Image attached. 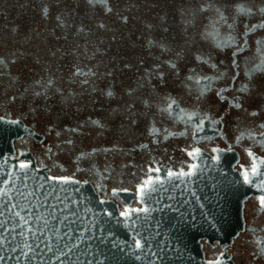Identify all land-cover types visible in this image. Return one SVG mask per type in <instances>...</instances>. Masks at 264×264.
Masks as SVG:
<instances>
[{
    "label": "snow or ice",
    "instance_id": "6c2138e0",
    "mask_svg": "<svg viewBox=\"0 0 264 264\" xmlns=\"http://www.w3.org/2000/svg\"><path fill=\"white\" fill-rule=\"evenodd\" d=\"M85 2L89 10L85 17L87 23L84 20L76 23L78 12L68 6L53 17L54 24L50 34L57 40H68V30L73 27L75 31L71 32V35L82 37L84 40L83 46L78 40L73 42L71 53L76 57V62L72 64L67 81L52 72L51 62L42 61L37 53L34 63L41 65L43 75L26 83L23 92L17 89L8 95L5 91L8 102L14 104L17 99L23 100L29 96L33 100L43 98L44 101H49L58 96L62 105L75 103L79 108L80 100L77 98L87 95L88 103L93 105L101 100L111 104V101L117 98L116 88L121 83L119 77L135 68L136 86L123 88L117 104L105 110L106 115L97 119L90 118L77 123L76 126L57 131V137L65 134L61 143L67 145V150L75 156L78 170L83 161L90 165L89 171H94L97 167L96 157L100 153L107 156L120 150L119 142L116 141L111 143L110 147L97 146L90 151L80 149L77 152L76 137L82 135L83 130L88 127L98 130V134H101L110 124L112 127L118 124L117 131L126 133L139 131L143 124V131L154 143H158L161 136L167 140L178 134L168 127H159L163 122L183 124V135H187L191 130L194 141H211L212 137L199 135L206 129L223 137L224 126L233 124L235 141L238 144L245 138L250 141L244 151L253 160L250 170L241 168L239 179L243 185L258 189L261 194L256 199L260 211L264 212V179L257 180L264 177V168L258 167V163L264 165V160L256 157L253 151L256 145L264 147V119L259 123L255 119L260 112H264V0H196L187 9L189 18H184V10L181 9V23L184 27L179 41L174 34L169 35L167 16H161L159 23L155 25L141 22L143 29L137 40L142 41L140 49L143 54L138 57V62L133 64L123 61L117 53L110 61L111 66H106L103 72L99 71V65L85 64L81 67L80 58L91 60L101 51L99 43L94 39L99 32H111L112 41H117L119 37L113 24L126 27L130 18L124 11L119 10V0ZM132 6L134 5H129ZM75 8H79V5H75ZM49 9V4L45 3L40 10L44 20L49 19ZM109 17H113L111 23ZM69 18H72L71 22ZM198 21L202 27L197 31ZM189 28L192 29L191 32ZM56 29H61L62 34L57 35ZM157 31L159 35H154ZM40 36L41 33H36L37 38ZM32 38L29 33L23 36L22 42L27 43ZM46 39L44 37L45 43ZM102 42L101 39L100 43ZM89 45L94 51L90 52ZM17 52L20 50L10 51L6 56L0 55V78L7 77L8 88L18 85L21 76L34 71L27 64L17 69L15 74L9 70L10 65L19 60ZM57 52H60L61 57L68 54L60 48L48 49L49 57H56ZM23 55L24 53L20 52V56ZM205 66L210 72L204 70ZM100 80L106 81L103 87L97 83ZM69 85H77L80 91ZM145 86L147 92H140ZM177 88L180 92L173 95ZM180 96H186L187 103L182 104ZM249 101H259L255 105L256 110H248L252 107ZM101 108L103 109V105ZM47 109V104L34 105L32 111L39 115ZM241 113L245 114L246 123L240 119ZM234 116L235 120L232 119ZM0 122L19 123L18 120L5 121L4 117H0ZM138 147L142 149L146 145L140 144ZM48 152L50 153L51 149ZM211 152L213 155L210 160L214 162L211 167L215 170V164L219 163L217 153L220 149L213 147ZM186 154L190 159L206 158L199 147H191ZM6 165L7 161L5 165L0 166V261L5 264L6 256L8 259H15L16 264H104L92 249L94 246L99 248L110 239L111 232L106 231L103 225L113 215H118V222H122L128 231L130 239L126 247L137 262L165 264L177 249L173 246L170 230L165 229L164 221L169 218L170 213H175L180 220L186 221L187 212L182 209L190 204V200L186 199L185 195L193 197L197 203L200 201L197 191L190 190L189 185L195 184L197 178L206 174L209 167L190 163L187 171L183 168L178 172L170 169L167 177L172 183L170 187H165L162 182L163 169L149 165L147 173L137 183L131 200L124 201L122 209L114 213L112 209L103 207L100 211H95L85 206L83 201L73 199L68 194V186L73 183L68 176L49 175L44 177L43 183H37L35 188H29L22 182L24 191H21L15 179L2 177H12L15 173L27 179L31 161L21 160L19 172L15 166L10 172ZM109 171L110 168L105 164L103 172ZM98 188L102 186L98 185ZM128 192L127 188H112L113 197ZM33 196L40 199L32 200ZM50 200L56 203H49ZM107 203L105 199L99 200L102 206ZM44 205L50 209L49 219L59 223L50 224L49 220H42L41 214L33 211L37 206ZM200 207L203 205L200 204ZM25 212L30 218L34 217L36 221H40L42 226H28L30 221L23 215ZM191 220L195 221L196 217L191 216ZM96 229H100L99 233ZM252 242L255 244V254L264 256V240L255 237ZM115 246L114 243L113 247ZM82 255L83 260L80 259ZM209 264H220V260L217 258Z\"/></svg>",
    "mask_w": 264,
    "mask_h": 264
},
{
    "label": "flooded vegetation",
    "instance_id": "af4514ba",
    "mask_svg": "<svg viewBox=\"0 0 264 264\" xmlns=\"http://www.w3.org/2000/svg\"><path fill=\"white\" fill-rule=\"evenodd\" d=\"M195 2L196 0H119L118 8L129 16V24L126 27L113 24L116 35L119 37L115 42L111 39L113 33H97L94 39L99 43L101 51L97 52L91 60H84L81 57L80 66L83 67L85 64L88 66L99 65V71L103 72L106 66H111L110 61L115 58L117 53L120 54L121 60L136 64L138 57L143 54L140 49L142 41L137 40L143 29L141 22L155 25L159 23L161 16L169 18V35L174 34L177 41L181 40V30L184 27L181 23V9L184 10V18H189L187 9ZM45 3L50 6L48 20H44L40 12ZM77 4L79 8H75ZM129 5L134 6L129 7ZM66 6L72 7L78 12L75 17L76 23L81 20H84L85 23L88 22L85 17L89 10L85 0H0V55L6 56L10 51L19 49L24 55L20 56V52H17L19 60L16 64L10 65L9 70L15 74L17 69L25 64L34 69L30 74L21 76L18 85L12 88L7 87V77L0 78V117H4L6 121L18 120L17 125L25 130L24 134L12 142V154H8V157L17 161L18 166L21 160L31 161L30 167H34L36 170L44 171L48 175L68 176L73 182L88 185L99 200H107L108 204L114 206L117 212L122 209L124 201L131 200L137 183L143 179L149 165L153 168L163 169L162 182L165 187H170L172 181L167 177V172L170 169L178 172L183 168L187 171L190 163H196L198 166L205 162L214 163L210 160V156L213 155L211 149L216 147L220 149V152L217 153L219 163L224 168H228L235 177L239 179L242 167L250 170L253 160L244 151L250 141L245 138L238 144L233 135L235 131L233 124L224 126L222 129L223 137L214 134L210 129H206L199 135L212 137V140L194 141L191 130L188 131L187 135H183L184 125L180 123L173 125L171 121L160 123L158 126L161 128L168 127L178 134L175 137H169L167 140L161 136L158 143H154L143 131V124H141L139 131L126 133L117 131L118 124L116 127H112L110 124L109 128L101 134H98V130L91 127L85 128L83 134L76 137L77 152L80 149L90 151L91 148L97 146L110 147L111 143L116 141L119 142L120 150L107 156L100 153L96 157L97 167L94 171H89L90 165L83 161L79 165L80 170H78L75 156L67 150V145L61 143L65 139V134L62 133L60 137H57V131H60L61 128L76 126L77 123L90 118L97 119L99 116L106 115L105 110L117 104L123 88L136 86V69L133 68L119 77L121 83L116 88L117 98L113 99L111 104L101 100L93 105L88 103L87 95L77 98L80 100L79 108L75 103H70L69 106L62 105L58 96L49 101H44L43 98L33 100L29 96L23 100L17 99L14 104H11L5 95V91L8 95L16 92L17 89L19 92H23L26 83H30L31 79H39L43 75L41 65L34 63L37 53L41 56L42 61L51 62L52 72L64 77V80L67 81L68 74L72 71V64L76 62V57L71 53L74 46L73 42L78 40L83 46L84 40L82 37L71 35V32L75 31L74 27L68 30V40H57L55 36L50 34L54 24L53 17L58 11H63ZM71 20L72 18H69L70 22ZM112 20L113 17H109L110 23ZM200 27L202 24L198 21L197 31ZM14 28L16 29L15 32L13 31ZM191 31L192 29L189 28V32ZM29 33L33 37L32 40L23 43V36ZM36 33H41V36L37 38ZM56 34L61 35L62 30L56 29ZM154 35H159V32H154ZM44 37L47 38L46 43ZM101 39L103 40L102 43H100ZM49 48H60L62 52L68 54L61 57L60 52H57L56 57H49ZM89 49L90 52L94 51L91 45H89ZM57 65H59V69H57ZM204 70L210 72L206 66ZM97 83L103 87L106 81L100 80ZM69 86L80 91L77 85ZM140 92L146 93L147 86L140 89ZM179 92L180 89L177 88L173 95H178ZM179 98L182 104L187 103L186 96ZM257 103L259 101H249L252 107H249L248 110H256L255 105ZM43 104H47L48 109L42 111L41 114L37 115L36 112L32 111L34 105ZM101 105H103V109ZM232 119L235 120L236 117L234 116ZM240 119L246 123L244 113H241ZM255 119L259 123L261 119H264V112H260L258 118ZM118 120L119 117L117 116L116 121L118 122ZM140 144L146 145V147L141 149L138 147ZM58 145L61 147H57ZM191 147H199L203 157L207 159H190L186 152ZM49 149H51L50 153L48 152ZM253 151L256 157L264 160V147L256 145ZM105 164L110 168V171L106 173L103 172ZM258 167L264 168V165L258 163ZM249 174L251 175L250 172ZM258 179H264V177ZM240 181L242 183V180ZM176 182L179 183V181ZM199 182L197 187L201 189L202 186V189L207 192H203L202 195L197 193L200 196L199 203L193 197L185 195V198L190 200V204L182 209V211L187 212L186 221L180 220L175 213H170L169 218L164 221L165 229L170 230L171 239L183 240L178 242L181 247L176 248V252L180 253L181 256H172L165 264H197L195 263V252L199 254L202 262L199 264H209L210 261L214 262L217 258H219L220 264H264V256L255 254V244L252 242L255 237L264 240V212L260 211L256 199L261 194L258 189L253 187V194L243 202L240 212L241 225L231 241H227L226 207L223 205V201L210 199L211 184L209 178L206 179L207 183H205V179H199ZM98 185H101L102 188H98ZM113 187L127 188L129 192L113 197ZM194 187L193 184L189 185L190 190H193ZM177 196L179 197V190H177ZM205 197L208 198L205 199ZM200 204L203 207H200ZM191 216H195L196 220L192 221ZM189 239L200 240L198 250L188 247Z\"/></svg>",
    "mask_w": 264,
    "mask_h": 264
},
{
    "label": "water",
    "instance_id": "95a60500",
    "mask_svg": "<svg viewBox=\"0 0 264 264\" xmlns=\"http://www.w3.org/2000/svg\"><path fill=\"white\" fill-rule=\"evenodd\" d=\"M24 132L25 130L17 124L0 122V166L5 165V161H7L6 167L10 172L13 170L14 166L17 172L20 171L17 161L8 157V154H12V142L18 139L22 134H24ZM212 164L213 163L208 162L203 164L209 165V167L206 174L198 177L196 183L193 184L195 186L194 190H196L200 195H202L203 192L206 193L207 191H204L202 186L201 189H199L197 184H200L199 179H205V183H207L206 179L209 178L211 184V188L209 190L210 199L221 200L223 201V205L226 207V238L227 241H231V238L235 236L241 225V208L246 198L253 194V186L243 185L241 181L235 177L228 170V168H224L221 163L215 164V170L211 167ZM47 176L49 175L46 172L30 167L27 179L23 176H17L15 173H13L12 177L2 178L15 179L17 186L21 188V191H24L22 182L27 184L29 188H35L37 183H43L44 177ZM68 188V194L75 200L83 201L85 206L91 207L95 211H100L102 207L110 208L114 213H118L116 208L108 203L103 206L100 205L98 196L93 192L90 186L73 182L68 186ZM49 191H51V189H49ZM31 199L38 200L40 198L33 196ZM21 203H23V201H21ZM49 203L55 204L56 202L54 200H50ZM41 204H43V201H41ZM33 211L41 214L42 220H49L50 224L59 223V221H52L49 219L48 212L50 209L47 208V205H44L43 207L37 206L33 209ZM23 215H25V217L30 221L28 226H42L40 221H36L34 217L30 218L27 212L23 213ZM57 215H59V213H57ZM89 217H91V213H89ZM119 220L120 218L118 215H113L109 220H107L103 227L106 231L111 232V237L104 244L100 245L99 248L94 246L92 251L97 254L99 259L104 261V264H142V262H137L130 250L127 249L126 243L130 239L129 233L124 228L123 223L118 222ZM96 231L99 233L100 229H96ZM18 239H20V237H18ZM65 239H67V237H65ZM182 241L183 240L181 239H172L174 248L181 247L178 242L180 243ZM114 243L116 245L115 247H113ZM188 247L198 250L200 247V240L189 239ZM177 255L181 256L180 253L175 252L174 254H171V257ZM194 255L195 263H202L199 258V254L195 252ZM73 259L75 260L76 257L74 256ZM80 259L83 260L84 256L82 255ZM6 260L7 264H16L15 259H8L6 256ZM0 264H5V262L0 261Z\"/></svg>",
    "mask_w": 264,
    "mask_h": 264
}]
</instances>
